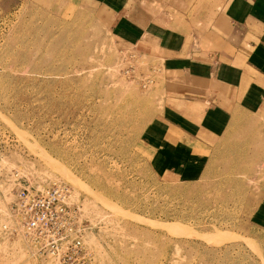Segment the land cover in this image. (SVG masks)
I'll return each mask as SVG.
<instances>
[{
    "label": "rangeland",
    "instance_id": "rangeland-1",
    "mask_svg": "<svg viewBox=\"0 0 264 264\" xmlns=\"http://www.w3.org/2000/svg\"><path fill=\"white\" fill-rule=\"evenodd\" d=\"M105 7L0 0V264H54L8 229L15 173L71 187L82 264H264L258 167L243 164L258 148L229 135L197 177L164 181L171 70L154 45L115 37Z\"/></svg>",
    "mask_w": 264,
    "mask_h": 264
},
{
    "label": "crops",
    "instance_id": "crops-1",
    "mask_svg": "<svg viewBox=\"0 0 264 264\" xmlns=\"http://www.w3.org/2000/svg\"><path fill=\"white\" fill-rule=\"evenodd\" d=\"M82 1L107 6L119 40L163 52L171 70L168 124L155 155L163 180L194 179L208 164L207 151L219 148L216 141L250 138L258 153L243 164L258 167L253 213L264 215V0Z\"/></svg>",
    "mask_w": 264,
    "mask_h": 264
},
{
    "label": "built area",
    "instance_id": "built-area-1",
    "mask_svg": "<svg viewBox=\"0 0 264 264\" xmlns=\"http://www.w3.org/2000/svg\"><path fill=\"white\" fill-rule=\"evenodd\" d=\"M8 227L26 237L37 252L52 257L54 264H82L91 257L84 242L80 207L71 202V187L61 181L34 182L13 174ZM4 223V227H7Z\"/></svg>",
    "mask_w": 264,
    "mask_h": 264
},
{
    "label": "bare ground",
    "instance_id": "bare-ground-1",
    "mask_svg": "<svg viewBox=\"0 0 264 264\" xmlns=\"http://www.w3.org/2000/svg\"><path fill=\"white\" fill-rule=\"evenodd\" d=\"M71 196V195H70ZM103 201V200H102ZM85 237V236H84ZM85 242V241H84Z\"/></svg>",
    "mask_w": 264,
    "mask_h": 264
}]
</instances>
